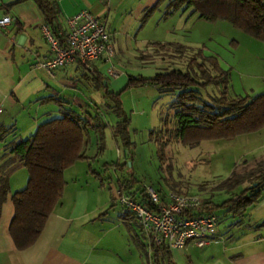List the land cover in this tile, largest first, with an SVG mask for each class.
I'll return each mask as SVG.
<instances>
[{
  "label": "crops",
  "instance_id": "0c3cea01",
  "mask_svg": "<svg viewBox=\"0 0 264 264\" xmlns=\"http://www.w3.org/2000/svg\"><path fill=\"white\" fill-rule=\"evenodd\" d=\"M50 1L55 6L56 14L49 26L58 37L62 38L65 34V21L68 17L82 10H88L104 21L112 43V39L116 40L117 35H131L137 22L142 25L145 11L157 0ZM165 4L166 1L159 5V11L160 8L164 11ZM163 11L157 19L156 26L159 22L168 19L162 16ZM176 14L179 15V19L195 17L189 14V10L176 11L174 15ZM4 15H8L11 21L5 29H0L1 124L14 125L19 138L23 139L24 136L27 138L32 135L40 122L59 115L58 104L50 98H59L65 102L63 106L77 113L80 112L75 104L78 105L82 101H86L92 109H95L93 108L95 103L91 104L89 98L93 100L98 97L102 103H98L99 107L103 105L106 101L103 89L96 87L95 80L91 79L90 71L81 66L73 64L58 68L52 74L33 67L36 59L49 56L48 44L40 30L41 25L48 21L41 15L33 0H0V17ZM168 32H171L170 29H167ZM136 36L133 35L132 38ZM259 47L264 50V45ZM208 56L217 60L215 55ZM93 66L94 72L104 78L103 81L107 83L109 91L118 92L126 86L125 75L121 74L115 79L106 77V63L103 60L95 61ZM150 72L151 75L148 78H152L159 71L151 69L149 74ZM230 81L231 79L228 92L231 91L232 95H237ZM45 103H53L55 108L42 112L37 115V118H31L32 120L26 118L20 125L15 115L17 108L21 107V112L26 113L27 106L33 107ZM24 123L27 125L23 126ZM260 131L264 133V129ZM92 135L94 134L91 132L89 142L83 150L87 157H91L96 152V137ZM259 148L264 149V143ZM81 161H76L64 171L65 185L62 198L48 216L36 242L25 250H16L8 233L13 205L10 193L7 195L0 210V264L145 263L148 251L145 244L146 239L144 240L145 237L140 228L122 206L123 211L113 212V207L119 205L113 196L108 199L105 196L99 197L100 186L104 183L101 181L98 184L97 179H94L98 173L89 162L92 160ZM89 168L95 172L93 176L88 171ZM21 169L23 168L18 167L9 175L11 192L25 184L24 174H18ZM134 189L137 187L131 188V190ZM137 193L138 191L134 192V196H137ZM262 206H264V199L248 209L247 216H250V223L244 230L246 232L242 233L244 237L241 241L242 237L228 238V235H224V232L219 231L217 227V238L206 246L199 248L189 242L182 249H169L170 261L173 264H201L205 258V264H264V226H259L261 222H264V212L254 219L251 215L254 210H259ZM230 228L225 231L228 232ZM216 241L219 243L214 244ZM220 241L223 245L224 243H227L226 246L232 245L237 251L230 255L227 254L226 258L213 253V250H216L215 247L221 244ZM236 242L238 244H235ZM204 247L208 249L199 251ZM156 254L158 258L161 257V264H168L166 255L162 251H157ZM150 256L152 259V250ZM194 256L200 260L198 263L195 262Z\"/></svg>",
  "mask_w": 264,
  "mask_h": 264
},
{
  "label": "trees",
  "instance_id": "16d2710c",
  "mask_svg": "<svg viewBox=\"0 0 264 264\" xmlns=\"http://www.w3.org/2000/svg\"><path fill=\"white\" fill-rule=\"evenodd\" d=\"M33 1L49 25L56 14L54 4L50 0ZM165 1L163 17L176 11L189 10L190 15L205 21H227L251 38L264 43V0H157L145 11L142 23ZM151 46L155 50L177 52V57L186 50L180 44L169 42L151 43ZM90 73L96 87L103 89L107 113L113 112L115 118H118L111 127L113 136L117 133L118 124L124 121L120 117L123 114L121 92L137 81L150 83L159 92L175 94L166 108L163 127L157 132L161 148L173 138L182 145L191 146L205 140H230L264 129V93L253 96L232 95L228 92V72L220 68L214 57L204 56L199 51L190 56L184 70L171 67L157 72L152 78L135 80L128 77L126 86L118 92L109 91L107 83L103 84V77L94 71ZM209 87L217 89L218 93L209 94ZM50 100L58 104L59 115L40 122L34 133L25 139L19 138L14 125L5 126L0 123V210L10 193L13 215L8 233L14 248L20 251L36 242L48 216L60 202L65 185L64 171L78 160L87 161L95 156L87 157L83 152L91 132L97 135L99 150L96 154L102 152L106 120L95 109L90 119H84L80 113L63 106L65 102L59 98ZM122 165L126 166L127 160ZM18 167L26 172L25 185L11 192L9 175ZM89 172L95 174L92 168H89ZM219 187L227 192L241 187L219 209H225L234 217L245 216L250 207L264 199V158L255 161L242 172L234 169ZM131 188L120 186L119 193L133 194L138 191L134 197L149 206L143 195V187ZM201 208L213 211L210 202L201 204ZM259 226H264V222ZM151 250L152 264H161L162 259L157 257V251H162L167 263L173 264L165 245L152 244Z\"/></svg>",
  "mask_w": 264,
  "mask_h": 264
},
{
  "label": "rangeland",
  "instance_id": "374dc122",
  "mask_svg": "<svg viewBox=\"0 0 264 264\" xmlns=\"http://www.w3.org/2000/svg\"><path fill=\"white\" fill-rule=\"evenodd\" d=\"M160 9L159 11L158 7L157 10L152 11L142 25L137 22L131 35L121 34L116 36V40L112 39L115 53L111 62L119 75H125L128 81V77L135 80L147 79L151 75V72L149 74L151 69L163 71L177 67L184 70L190 56L199 51L204 56L211 54L217 57L220 68L228 72L230 84L238 96L264 93V50L259 47L264 43L251 38L227 21H205L197 18L196 15L192 18L179 19V13L176 15L173 13L166 21H161L156 26L157 19L163 11L162 8ZM167 29L171 32L167 33ZM133 35L137 36L132 38ZM154 41L174 42L184 46L186 50L177 57V52L171 50L164 52L152 48L151 43ZM108 65L107 63L106 70ZM208 93L217 94L218 90L209 87ZM203 95L205 96V93ZM174 97L175 94L159 92L158 88L150 83L137 81L129 85L120 95L123 113L120 117L124 121L118 124L115 136L111 127L118 118H115L113 112L107 113L104 103L99 107L98 103H101V100L98 97L93 100L89 98L91 104L95 103L93 108L96 113L107 122L101 144L102 152L96 154L99 150L96 142L95 156L92 154L94 157L89 159L92 160L89 162L93 169L98 173L94 179H97L98 184L101 181L104 183L100 186L99 197L105 196L108 199L113 196L116 200L120 186L142 188L144 185L154 187L163 195L169 192L192 195L202 204L207 202L212 204L214 213L220 219L219 231H223L228 238L242 237L241 241L244 237L242 233L246 232L244 230L250 223L248 210L245 216L234 217L230 212H225V209H219V206L234 193H238L241 187L233 192H227L219 185L234 169L242 172L255 161L264 158V149L259 148L264 143V133L258 131L230 140H205L191 146L182 145L173 138L161 148L157 141V138L160 139L157 132L163 127L166 108ZM75 107L84 119H90V116L94 115V109L86 101L75 104ZM54 108L53 103H45L33 107L27 106L26 113H22L20 107L17 108L15 115L21 125L24 119L37 118L42 112ZM92 136L97 140V135ZM25 138L26 136L23 137ZM124 160H127V165L123 167ZM21 173L26 180L25 170L21 169L18 174ZM113 209L115 213L123 211L120 205H115ZM262 212L264 206L254 210L251 215L254 219ZM227 228H230L228 232L225 231ZM217 243L219 241L214 242ZM220 243L222 245H218L219 247L213 250V253L222 255L220 257L226 258L227 254L237 251L232 245L226 246L227 243L223 245L221 241ZM207 249L204 247L199 251ZM194 257L195 262L198 263L200 260ZM203 261L201 264L206 263L205 258Z\"/></svg>",
  "mask_w": 264,
  "mask_h": 264
},
{
  "label": "built area",
  "instance_id": "2783aa9c",
  "mask_svg": "<svg viewBox=\"0 0 264 264\" xmlns=\"http://www.w3.org/2000/svg\"><path fill=\"white\" fill-rule=\"evenodd\" d=\"M10 21L8 15L0 17V29H5ZM65 23L66 32L62 38L49 25H41L49 56L36 59L33 67L52 74L58 68L77 64L92 72L93 63L103 60L109 64L106 76L117 78L119 73L111 62L114 50L104 21L82 10L68 17ZM143 195L149 206L133 194L123 192L116 200L133 217L146 239L148 253L144 264H152V244H163L173 250L182 249L190 242L201 248L217 238L219 217L212 211L202 210V203L195 196L169 192L161 197L150 185L143 186Z\"/></svg>",
  "mask_w": 264,
  "mask_h": 264
},
{
  "label": "water",
  "instance_id": "95a60500",
  "mask_svg": "<svg viewBox=\"0 0 264 264\" xmlns=\"http://www.w3.org/2000/svg\"><path fill=\"white\" fill-rule=\"evenodd\" d=\"M103 83L105 84V81H103Z\"/></svg>",
  "mask_w": 264,
  "mask_h": 264
}]
</instances>
